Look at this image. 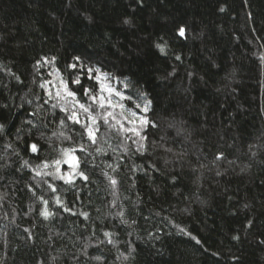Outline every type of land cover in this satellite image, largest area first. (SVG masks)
<instances>
[{
    "label": "trees",
    "instance_id": "1",
    "mask_svg": "<svg viewBox=\"0 0 264 264\" xmlns=\"http://www.w3.org/2000/svg\"><path fill=\"white\" fill-rule=\"evenodd\" d=\"M77 56L142 98L134 103L150 102L159 127L145 130L142 155L113 152L115 132L101 145L107 155L77 152L88 181L77 177L73 191L49 177L51 193L23 161L36 159L32 143L48 161L79 144L78 125L65 130L72 140L52 136L58 108L42 111L47 127L32 115L47 99L41 83L69 80ZM262 57L264 0H0V264H264ZM41 196L55 213L48 219Z\"/></svg>",
    "mask_w": 264,
    "mask_h": 264
},
{
    "label": "snow or ice",
    "instance_id": "2",
    "mask_svg": "<svg viewBox=\"0 0 264 264\" xmlns=\"http://www.w3.org/2000/svg\"><path fill=\"white\" fill-rule=\"evenodd\" d=\"M221 11H224L221 8ZM125 24L130 23V21L125 20ZM178 34L181 37L185 36V29L183 27L178 29ZM160 52L165 53V46L157 44L156 46ZM179 59V57H177ZM264 59V57H262ZM74 62L68 65V69L72 70V75L69 80H65L60 76L59 83H54L52 81H45L41 83L40 87L46 90L47 99H41L40 106L34 112L33 116H39V124L47 127L48 122L45 121L42 111H46L45 106H50L52 109H59V111L64 113V116L58 121V131L54 130L52 136L59 142L65 140H72V135H66L65 130L69 128L70 125H78L79 128H72V133L79 135L80 142L78 145L71 148H58L59 158L48 161L39 160L40 147L36 143L28 145L27 150H29L36 159L30 164L28 160L23 161V167L29 168L30 171L34 173L35 178H39L35 187H40L41 184L46 185L47 189L51 193H57V186L49 182L47 178H51V181H61L63 184L68 185L69 188L75 191L76 178L79 177L81 180L87 182L88 176L80 170L81 157L77 156L76 153L80 152L85 155V157L92 156L93 152L98 155H107L104 151L102 144H107L109 142V137L112 132H115L121 137L120 145L112 148L113 152L127 154L129 151H134L138 154H144L148 150V145L146 143L148 137L146 134V129L158 128L159 125L155 121H151L147 118L148 104L146 103H134V99H142L139 96L133 97L131 95L125 96L121 92L113 89L108 83V74H101L99 69L93 67H87L83 64L80 57H74ZM54 58L52 60L42 59L37 63V68L41 67L43 64H53ZM79 72L86 73V78L88 80L94 81L93 87H85L81 83V76ZM59 76V71L56 72ZM49 75H52L49 72ZM70 85H80L79 93L70 87ZM118 98V99H115ZM121 101H127L129 107H125L124 103ZM131 108L136 109L131 111ZM34 126H38L36 121H32ZM170 127H175V125H170ZM103 128V131H102ZM3 129V125H0V130ZM181 134V129L177 128V135ZM131 140V144L135 145L132 149L131 145L125 143ZM122 146V147H121ZM6 148H11V145H6ZM91 149V151H90ZM165 151H171V149H165ZM19 155V153H16ZM216 160L223 159V154H218L215 158ZM62 165H67V171L62 172ZM111 168L112 166L109 165ZM51 169V170H50ZM115 171V169H112ZM134 171V169H133ZM105 177L108 178L109 183L115 188L117 185V180L109 176L107 172L103 173ZM29 191H33V187H29ZM35 195V192H33ZM55 204L58 208L62 209L64 212H69L72 215H77L73 212L70 207L63 203L61 197L56 195L54 197ZM79 199V196H76ZM41 204L43 205L39 214L48 219L54 216L55 213L48 208L49 201L43 196L39 198ZM85 219H88V215L83 213ZM119 215L123 217L124 213L120 212ZM249 226H251V221H249ZM183 232V229H181ZM104 236L108 238V243H112L111 236L112 233L105 232ZM195 239V237H193ZM233 239H239L238 236H234ZM103 242V241H102ZM199 244L200 241L196 240ZM264 243V241H262ZM87 245L84 246L82 250V255H87ZM96 259H100L96 257ZM126 259V257H125Z\"/></svg>",
    "mask_w": 264,
    "mask_h": 264
},
{
    "label": "rangeland",
    "instance_id": "3",
    "mask_svg": "<svg viewBox=\"0 0 264 264\" xmlns=\"http://www.w3.org/2000/svg\"><path fill=\"white\" fill-rule=\"evenodd\" d=\"M64 166H65V167H66V169H67V165H64ZM67 170H68V169H67ZM67 170H66V171H67Z\"/></svg>",
    "mask_w": 264,
    "mask_h": 264
}]
</instances>
